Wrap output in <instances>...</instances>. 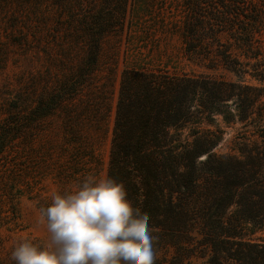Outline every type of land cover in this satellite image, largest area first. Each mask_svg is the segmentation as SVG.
<instances>
[{
  "label": "trees",
  "instance_id": "obj_1",
  "mask_svg": "<svg viewBox=\"0 0 264 264\" xmlns=\"http://www.w3.org/2000/svg\"><path fill=\"white\" fill-rule=\"evenodd\" d=\"M75 1V8L70 1L52 4L53 14L40 0H0L1 71L16 56H49L43 37L32 35L35 24L58 37L63 54L83 52L78 68L50 92L29 105L0 106V160L9 152L15 158L11 147L20 140L24 153H35L32 167L9 184L40 209L52 197L39 187L43 178L59 193L97 174L87 142L77 138L57 149L41 139L59 113L66 128H78L75 119L85 117L94 135L113 115L111 130L103 131L111 132L106 175L123 181L134 206L149 217L155 264H264V238L257 236L264 232V0H102L97 9L93 0L88 7ZM125 31L113 111L100 84L103 44ZM175 38L177 55L170 46ZM181 57L219 74L179 72L173 59ZM219 120L252 129L220 152ZM34 172H41L38 180L29 177ZM9 199L0 196V228L11 220L3 217Z\"/></svg>",
  "mask_w": 264,
  "mask_h": 264
},
{
  "label": "rangeland",
  "instance_id": "obj_2",
  "mask_svg": "<svg viewBox=\"0 0 264 264\" xmlns=\"http://www.w3.org/2000/svg\"><path fill=\"white\" fill-rule=\"evenodd\" d=\"M28 1L32 2V0ZM40 1L44 4L43 7L49 6L50 12L53 14L57 11V9H55V7L53 8L52 4L56 6V2L66 4L67 1H70L73 8H75V6H78L79 4V1L75 0ZM85 1L86 6L88 7L90 3H87L88 0ZM101 1L102 0L92 1L95 2V9L99 8ZM75 12L81 13L79 11ZM65 17L66 15H64V19ZM56 20L58 21L59 19ZM56 20L54 21V23L56 22ZM43 26L44 25L42 24H35V27H33V30L35 28V32L32 33V35L34 36L37 34L41 38L43 37L41 41L42 45H44V47H48L47 52H44L48 53L49 56H46L44 53L29 54L27 58L16 56L18 58L17 63H11L5 71L0 70V106L2 108L7 107L6 101L12 102L22 100V102H24L23 100H26L24 103H27L29 105V102L33 101L36 98L37 94L39 95L45 90L47 92H50L56 84H58L60 81H63L65 77L70 75L72 69H77L81 63V60L83 58L82 51H75L71 58L70 56L66 55V52L63 54V52L60 50V46H62V43H56V39L58 37H55L56 35H54L53 32L49 36ZM64 38H67L66 34L63 35V38H60V41H62ZM127 38L128 35L125 31L119 37H108L103 44L104 56L101 65V75L103 79L100 80V84H104V97L107 98V104L113 109V111L116 106L120 74L125 64L124 59L126 54L128 40ZM64 46L66 49L65 44ZM170 46H174L172 52L177 55L179 44L176 38L170 42ZM62 54L64 55V57L62 56ZM173 62L175 64L174 67L177 66V71L179 72L183 71L195 74H219V72H212L201 65L193 64L186 58L181 57L179 60L175 58L173 59ZM4 93L9 95H2ZM24 103H22L21 106L24 107ZM102 108L105 112V108ZM82 109V104L77 103L75 105V111L80 112V110ZM102 115L103 114L101 113V118H103ZM63 117L64 115L59 113V115L55 116L51 121H49L47 125L49 133L46 137H43L41 139V142L50 143L51 148L57 149L60 146L64 145L65 141L67 143L74 142V140L77 142L79 140L87 142L85 144L87 145L86 148L95 158V160L92 161L94 164L95 172H97V174L99 175H106L110 155L111 132L106 135L103 131L107 129L108 126L111 130L113 126V115L112 117H110L109 122L101 123V125H103L105 129L103 128L101 133L98 135H94V132L91 130V127H89V125V128L87 127L88 123L86 124L87 121L85 117H82V119H75L78 122V128L76 129L72 127H64ZM219 126L224 127L225 131L224 142L218 150L220 152L228 151L227 147L230 145V141L235 137V135H237V133H244L245 131L252 129L251 127L249 129H246L241 124H237L235 126L227 128L221 123V120H219ZM77 138H79V140ZM16 143L18 144H15L11 147V150L12 152H15L14 156L16 157L11 158V156H9L11 152H9L7 156L0 160V189L2 190L3 188V193H0V196H9V200L12 204L10 205V202H7L4 207L5 213L3 214V217H11V220H9V223H5L6 225L4 224L0 228V263L3 264H11L12 262H14L11 258V252L13 251L14 247H16L24 239L32 237L37 238L42 242H45L47 239L46 221H41L39 209L35 206L34 202H31L27 199L26 194L24 195L25 197L20 198L19 196L23 195H19V192H16V187L9 184L10 178H12L13 175L16 174L17 176H20L25 174L26 171L24 170V166L32 167L35 157V153L32 154L31 151L27 150V152L24 153L26 141L20 140V142ZM39 144V142L35 143L34 148L38 149ZM21 157H25V160L21 159ZM17 159L22 160L20 164H17ZM10 161H14V163L16 162V164L13 163L12 165V163H9ZM38 173L41 174V172ZM38 173L34 172L30 174L29 177H31L32 180H38L40 176ZM43 179L40 181L43 185H39V187H43L48 190L49 193H46V196H52L53 194L58 193L57 186L53 184V181L50 178H47L45 181H43ZM5 180H7V182L5 183L6 185L2 186ZM257 236H261L262 238H264V232L259 233ZM193 261L196 263H200L202 260L194 259Z\"/></svg>",
  "mask_w": 264,
  "mask_h": 264
},
{
  "label": "clouds",
  "instance_id": "obj_3",
  "mask_svg": "<svg viewBox=\"0 0 264 264\" xmlns=\"http://www.w3.org/2000/svg\"><path fill=\"white\" fill-rule=\"evenodd\" d=\"M39 215L47 239L20 242L11 252L15 264H155L149 217L113 176H85L74 188L53 194Z\"/></svg>",
  "mask_w": 264,
  "mask_h": 264
}]
</instances>
